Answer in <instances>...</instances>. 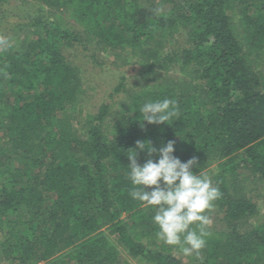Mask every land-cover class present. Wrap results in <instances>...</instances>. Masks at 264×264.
Instances as JSON below:
<instances>
[{
	"label": "trees",
	"instance_id": "16d2710c",
	"mask_svg": "<svg viewBox=\"0 0 264 264\" xmlns=\"http://www.w3.org/2000/svg\"><path fill=\"white\" fill-rule=\"evenodd\" d=\"M33 1L24 32L0 40V263L183 264L129 195L128 149L172 140L222 192L192 264H264V0ZM71 51L137 68L85 111ZM164 98L179 117L142 121L139 108Z\"/></svg>",
	"mask_w": 264,
	"mask_h": 264
},
{
	"label": "clouds",
	"instance_id": "9594fccd",
	"mask_svg": "<svg viewBox=\"0 0 264 264\" xmlns=\"http://www.w3.org/2000/svg\"><path fill=\"white\" fill-rule=\"evenodd\" d=\"M139 111L142 121L150 124L170 123L180 115L177 102L170 98L148 100ZM174 143L169 140L157 148L151 142L138 140L135 148L128 149V179L132 185L129 195L142 207L154 210L152 222L157 226L159 241L184 256L199 258L211 236L207 213L222 192L207 173L193 171L194 166H199L196 157L182 162L173 154ZM138 150L149 157L156 153L158 159L149 158L141 165L136 159Z\"/></svg>",
	"mask_w": 264,
	"mask_h": 264
},
{
	"label": "rangeland",
	"instance_id": "374dc122",
	"mask_svg": "<svg viewBox=\"0 0 264 264\" xmlns=\"http://www.w3.org/2000/svg\"><path fill=\"white\" fill-rule=\"evenodd\" d=\"M38 8L39 7L33 0L25 2L19 0H9L0 7V40L3 39L5 41L2 46L6 45L7 41L10 39L8 35L13 33L22 34V32H24V26L22 25L21 27H18L17 24H25V22L29 21L30 18L39 12ZM61 21H64L66 24L72 23L71 18L66 13L63 14ZM8 31L9 34H6ZM178 39L182 44L186 43L185 37L179 36ZM11 42L12 39H10V43ZM70 54L71 55H68L70 59L80 63L81 70L84 75V90L86 95L84 105L85 111H95L102 101L108 100L109 93L117 83V76L121 74L122 71H126L129 73V75H132L137 68V65L131 61L127 65H120L123 67L119 68L121 71L119 72V69L116 68V66L110 65V62H112L113 59L107 55H104L105 62L103 65L98 67H90L88 62L86 63V58L83 54L80 53L79 55L74 56L73 51H71ZM133 80L134 79H129L128 82L131 83ZM121 97L122 94L117 95L118 99ZM251 180L252 179L247 181L246 184L249 189H253V191L255 190V192H257L263 186L262 182L259 180ZM262 188L264 193V187ZM219 227H222L220 223L217 225V228ZM176 256L181 259L183 264H192L190 256H184L177 250ZM128 261V264H141L140 262H137L136 259L130 257ZM0 264L9 263L3 262ZM39 264H44V262Z\"/></svg>",
	"mask_w": 264,
	"mask_h": 264
}]
</instances>
